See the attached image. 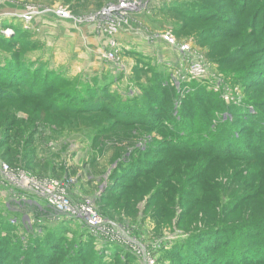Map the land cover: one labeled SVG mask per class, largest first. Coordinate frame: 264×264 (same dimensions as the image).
I'll return each instance as SVG.
<instances>
[{"label": "rangeland", "instance_id": "rangeland-1", "mask_svg": "<svg viewBox=\"0 0 264 264\" xmlns=\"http://www.w3.org/2000/svg\"><path fill=\"white\" fill-rule=\"evenodd\" d=\"M118 1L129 8L122 3L126 0H0V35L5 38L0 39V67L17 63L29 72L20 85L9 86L0 70V161L38 180L66 183L73 203L92 202L102 219L95 231L107 235L101 233L104 238L95 246L77 249L81 230L73 226L68 236H60V256L49 264H63L78 250L70 262L94 263L102 249L107 264H184L188 251L195 253L206 244V255L197 256L210 259L219 252L222 236L204 235L202 219L221 218L223 212L232 216L228 222L243 214L264 215V0H204L211 8L201 18L165 13V2L181 0H131L136 9L130 15L105 9ZM64 10L69 16L58 18L55 13ZM167 36L179 46L187 44L193 59L204 63L202 79L179 77L183 58L167 45ZM158 66L169 76L166 84L155 81ZM54 78L60 87L50 86ZM192 82L196 84L186 93L184 85ZM93 88L101 95L98 108L68 104L76 92L78 98L94 97ZM206 95L210 97L203 101ZM136 99L148 110L133 125L129 121L134 120L117 117L113 107L114 100ZM246 112L253 115L247 119ZM172 114H183L187 122L210 118L213 129L229 124L225 128L232 132L226 130L224 139L234 133L242 147L230 153L239 160L220 159L206 150L178 151L171 148L175 145L164 149ZM126 138L136 143L128 146ZM198 143L191 139L192 145H202ZM132 168L141 169V178L132 180ZM202 178L205 183L199 185ZM25 198L47 212L42 198ZM8 203L15 206L0 186V235L6 234L0 240V263L15 264L9 258L18 243L9 237L16 234L8 235L3 227ZM11 212L19 224L26 215L35 220L24 223L32 234L44 224L31 206L23 213ZM26 230L21 235L28 236ZM78 254L83 255L79 263Z\"/></svg>", "mask_w": 264, "mask_h": 264}, {"label": "trees", "instance_id": "trees-1", "mask_svg": "<svg viewBox=\"0 0 264 264\" xmlns=\"http://www.w3.org/2000/svg\"><path fill=\"white\" fill-rule=\"evenodd\" d=\"M163 7H164L163 10L166 11L165 13H168V10H171L173 11V13H175V15L183 16V17L185 15V17L187 18H189L190 16L201 18L202 13L204 14V12H207L208 9L211 8L208 4L204 2V0H189V1L184 0V1H175V2H165ZM188 8H190V10H187ZM0 39L5 40V38L3 37V34L0 35ZM157 69H158L156 70L157 73H155L156 83L160 85L166 84L165 80L169 81L168 74L166 75L164 70H161L159 66L157 67ZM0 70L3 71L5 75L4 77H1L2 82L4 84L5 82L8 83L9 86H14L15 83L17 82H18V85H20L19 83L22 81V79H24L25 77H29L28 70L22 64H17V63L8 64L7 67L6 65L4 67H0ZM38 71L39 70L36 69L35 72H33V75H36ZM54 80H55V84H51L50 86L54 87L56 85L57 87H60L61 84L58 83L59 81H56L55 78ZM194 84H196V82H192L190 84L187 83L184 85L187 87L186 93L190 89H192V86ZM105 88L107 89V87ZM106 89H104L102 92L104 93ZM92 92H93L92 95H94V97L93 96L91 97L81 96V98H78L79 93L76 92L75 97L76 99H80V100L73 99L71 102L68 101V104L71 106L79 105L76 108H80V109L81 107H88V109H91V110L96 109V107L98 106V104L96 103L100 101L98 97H100L101 95L99 96L98 92H96L94 88L92 89ZM206 96L207 97H204L205 99L203 101H207L206 98L210 97L209 95H206ZM107 102L108 100H104V107L110 109ZM114 102H117V104L113 107L117 117L119 118L121 117L122 121L123 119L134 120V122L129 121V123L133 125L136 124L135 120H138L137 117H141L142 113H147L146 110H148V107L144 106V104L141 102V100L139 101V99H136L135 102H133L132 100H129L128 102H122V101L120 102V100L119 101L114 100ZM154 105L156 106L157 104L154 103ZM160 106H163V107H159L157 105L158 111H159V108L161 111H163L164 105L161 104ZM220 111L222 110H219V112ZM126 112L128 113L126 114ZM238 115L240 114L238 113ZM252 115L253 113L246 112L243 116H245L246 118L247 116L251 117ZM172 119H173L172 125L168 132L170 137L168 136L164 138L169 141L168 143H166V145L168 146H165L164 148L167 151L170 150L169 146L175 145L176 147H171V148L178 150V151L180 150V151H185V152H191V151L206 150L205 154L209 155L211 152H213L214 153L213 156L214 157L216 156L217 158H220V159L232 160V161L239 160L240 158L239 156L231 154L232 153L231 151L233 149L236 150L237 148L240 149L242 147V146H239L238 143L236 142L237 139L235 140L234 133L233 135L231 134L229 136L231 140L229 138L227 140L224 139V137L227 138L226 130H227V133L232 132L230 129L225 128V127H230L228 126L229 124L218 123L217 126H215L213 129L212 128L213 120L210 118L201 117V118H198L197 120H194L192 118L191 122H187L183 114L181 115V117L179 115L172 114ZM247 119L249 118L247 117ZM166 125L168 124H165V126ZM235 135H236V138L239 139V135L237 133H235ZM192 136H195L197 141L199 143H202V145H199V146L192 145L191 139L195 138ZM126 139H127L126 144L128 146H132L133 143H136L131 140L132 138L131 139L126 138ZM184 139H186V142H184L185 141ZM221 144L222 145L226 144L225 145L226 148L222 149ZM225 150H228V151H225ZM240 152L241 150H239L237 153H240ZM261 155L263 158L261 157ZM261 155L260 157L264 159V152H262ZM131 170L132 172H129V174L133 173L132 174L133 181L141 178L142 176L141 169L132 168ZM204 183H205V178H202L201 181H199V185H203ZM195 189H200V187H196ZM257 189L258 188H256L254 191H256ZM26 206L28 207L31 206L32 208L36 209L37 213L39 214V215L37 214L38 215L37 218H40V216L44 215L45 219H43L44 224L38 225V227H40L41 230L37 234H32L26 230V227L24 224L12 225L10 222V219L13 216V214L10 209H7L6 213L8 215L7 216L8 224L6 225V227L5 226L3 227L5 230H8V235H10V232H15L16 234L15 238L9 237V240L13 241V243H18L11 247L12 251H15V252L11 254L9 258L10 261L14 263L16 262L15 264H28L26 263V261L32 259V257H35V259H37L35 264H49L50 262H53L55 257L60 256L59 254L60 249H61L60 236L63 234H64V237L68 236V232L71 231V228L73 226L75 228H78L79 232L81 230L80 234H78V237L81 240L80 241L78 240V243L76 245L77 249L85 250L87 247L95 246L94 242H96L97 240H102L104 238L103 236H99V235L92 233V230L90 229V227L85 225L84 223L79 222L80 223L79 224L77 223L76 220L75 221L73 219L71 220V218H63L65 216L55 217L52 215L50 218L49 217L46 218V215H48L49 212L48 213L41 212V210L38 207H35L34 205H31V204H26ZM222 215L223 216L221 218H217L213 220L206 218V219H202V222H201L204 226V230L202 231L204 235L207 233H211L212 235H215L216 233L220 232V235L222 236L221 243H220L221 245L218 244L216 246L217 249H220L219 252L216 253L214 256H211L212 258L210 259L206 257H204V259H202L201 257H198L197 254L206 255V252L202 251V249L205 250V248L207 247V244H206L205 245L206 247L203 246V248H199V250H197L195 253H193L192 251L190 252L188 251L187 254L183 256L184 259L187 258L184 264H188V261L191 264H199L198 262L199 260L203 261L206 264H237V263L242 264V262L247 263V264H264V215L262 214L260 215V217H255L254 215L248 214L247 218H244L243 216H245L246 214H243L240 217H237V219H234L233 221H230V222H228V220L232 216L228 215L225 212H223ZM24 230L27 231L28 236L21 235L22 234L21 231H24ZM2 235H0L1 241L4 240L6 234H2ZM15 239H16V242H14ZM253 239L258 240V242L254 244L256 246L251 245L250 243L251 240ZM207 241L209 242V240ZM113 243L114 242H112L111 239H108V242L106 243V245L111 246ZM204 244H205V241H204ZM183 246H186V244ZM257 246L258 248H256ZM254 248L257 249L255 252L253 250ZM78 251H76V253ZM212 251L213 250H210L209 252H212ZM104 252H105L104 249L97 252V255H96L97 259L96 258L94 259V263H92L93 260H89V261L87 260L89 263L83 262V264H107L105 262V258H108V257H106V254H104ZM17 253H20V254L26 253L30 255H29V258L25 256L26 254L21 255L20 257L17 255ZM76 253L71 252L70 254L72 257L71 260L73 259L74 256L77 255ZM78 255H79L78 263H79L80 262L79 260L83 259L82 258L83 255H80V254ZM109 257L111 260L115 259L114 255L110 254ZM38 260H40V263L38 262ZM71 260L67 259L63 264H72L73 262H70ZM79 264H81V262Z\"/></svg>", "mask_w": 264, "mask_h": 264}, {"label": "built area", "instance_id": "built-area-1", "mask_svg": "<svg viewBox=\"0 0 264 264\" xmlns=\"http://www.w3.org/2000/svg\"><path fill=\"white\" fill-rule=\"evenodd\" d=\"M55 14L59 18H67L69 16L67 10L61 12L58 11ZM164 39L167 45L169 47H175L183 58L179 67L177 68L179 72H182V74L179 75L182 80H198L205 76L206 71L204 63L200 60L193 59V57L189 54L190 47H188L187 44H182L179 46L176 43V39L172 36L164 37ZM184 64L185 66L187 65V69ZM183 66L184 70H182ZM0 186L6 188L10 197V202L13 201L15 203V206H12L11 203L7 204L11 211L23 213L26 204H31L45 212L38 202L27 200L25 198L27 195L33 194L45 201L46 208L48 209L46 213H52L51 215L48 214L49 218L52 215L55 217L69 216L77 220L82 218V223H86V225L91 227L94 230H92L94 234L100 236L102 235L101 233H104V235H107L105 231H95V229H100L102 227V219L99 217V215H97L93 204H91L92 202L74 204L73 201L68 197L66 190L67 184L64 182H59L56 180H38L33 178L31 175H27V173L21 169L15 170L0 161ZM25 219L26 220L24 223H31V225L34 223L33 221H35L32 220L31 216L29 215H26ZM42 219H45V217L40 216L37 221H41ZM10 222L12 225H19L17 218H11Z\"/></svg>", "mask_w": 264, "mask_h": 264}, {"label": "bare ground", "instance_id": "bare-ground-1", "mask_svg": "<svg viewBox=\"0 0 264 264\" xmlns=\"http://www.w3.org/2000/svg\"><path fill=\"white\" fill-rule=\"evenodd\" d=\"M144 1H145V3L146 2H148V0H141V2H143L144 3ZM122 3H125V5L126 6H128L129 8H127V9H125V8H121L120 6H119V1L118 2H114V3H112V4H110L109 5V3L108 4H105V9L107 8V11L109 12V13H112V12H114L115 14L114 15H121L122 13H124V11L125 12H127V14L126 15H130V12H131V10H135L136 8H134V9H131V7H133L132 5L134 4V3H136V2H132L131 0H129V1H122ZM149 3V2H148ZM65 9V8H64ZM44 10V9H43ZM30 19H32V18H30ZM63 20V19H62ZM133 20V19H132ZM125 24V23H124ZM128 25V24H127ZM15 31V30H14ZM146 33V32H145ZM24 34V33H23ZM45 38V37H44ZM33 39H35V38H33ZM35 44V43H34ZM108 48V47H107ZM130 48V47H129ZM140 55V54H139ZM108 56V55H107ZM117 57V56H116ZM139 57V56H138ZM140 57H142V56H140ZM142 59V58H141ZM179 75V74H178ZM11 220V219H10ZM93 221H95V220H93Z\"/></svg>", "mask_w": 264, "mask_h": 264}]
</instances>
